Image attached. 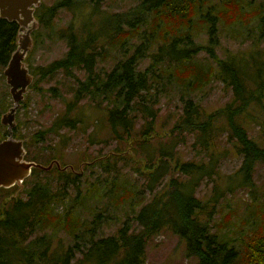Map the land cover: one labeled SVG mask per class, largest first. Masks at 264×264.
Segmentation results:
<instances>
[{
	"label": "trees",
	"instance_id": "16d2710c",
	"mask_svg": "<svg viewBox=\"0 0 264 264\" xmlns=\"http://www.w3.org/2000/svg\"><path fill=\"white\" fill-rule=\"evenodd\" d=\"M104 2L42 0L35 9L33 43L39 29L48 28L66 41L67 49L60 58L35 67L27 61L28 52L29 88L42 89L41 80L57 71L76 82L50 126L26 136L18 118L12 136L24 141L25 159L38 162L45 146L33 144L45 141L48 133L76 128L81 119L74 109L86 100L99 108L106 102L109 140L117 145L95 157H80L66 170L33 168L22 189L0 188L5 192L0 198V264H146L148 243L164 231L185 243L196 264H264V221L248 231L239 249L232 228L221 222L224 216L214 218L221 192L214 187L216 196L196 195L203 180L219 176L216 152L223 133L227 146L221 150L242 158L234 174L237 185L254 187L255 165L264 164V145L242 124L243 117L256 119L254 113L264 112V0H137L119 12L105 11ZM86 7L89 12L82 11ZM61 10L72 16L58 28L54 22ZM77 13L86 27L81 33L73 27ZM18 28L16 21L0 17L1 72L16 49ZM224 32L241 36L249 47L220 57L217 47ZM202 52L205 57L199 60ZM106 56L113 63L103 72L98 63L106 62ZM74 69L84 76L73 74ZM211 81L222 82L232 98L207 111L196 97ZM164 92L178 93L182 107L159 125L160 107L154 105ZM11 105L1 95L0 116ZM258 122L264 126V120ZM183 133L193 137V147L201 146L198 158L185 160L175 150L186 143ZM8 134L0 123V141ZM46 147L57 153L46 162L56 159L66 166L60 162L62 151ZM126 166L135 177L122 172ZM54 179L59 183L53 184ZM61 231L70 243L51 250L54 240L62 245Z\"/></svg>",
	"mask_w": 264,
	"mask_h": 264
},
{
	"label": "rangeland",
	"instance_id": "374dc122",
	"mask_svg": "<svg viewBox=\"0 0 264 264\" xmlns=\"http://www.w3.org/2000/svg\"><path fill=\"white\" fill-rule=\"evenodd\" d=\"M43 1L50 4L53 0ZM137 3V0H105L103 9L107 12H119L134 7ZM89 10L90 8L86 7L82 11L89 12ZM71 16L72 13L61 10L58 17L55 19V27H65L69 23ZM73 27L78 33L86 29L85 23L82 21V16L79 13L73 15ZM135 38L132 39L133 42L137 41ZM242 41L243 38L241 36L234 37L230 32H224L220 37V45L217 47V54L220 57H224L228 52L241 49L246 50L249 47V43H242ZM262 45L264 47V42ZM66 49L67 45L64 39L49 31L48 28H42L36 33V41L34 40V43H32L27 61L33 67L43 66L63 56ZM204 57L205 54L202 52L199 55V60H203ZM104 61L106 62L100 61L98 63V66L102 67L100 71L108 69L113 63L110 56H106ZM146 64L147 60H144L141 64V68ZM2 73L3 72L0 71V96H5L9 103H12L9 95V86L5 82V77H2ZM73 74L80 78L84 76L83 71H77L75 69ZM75 82L76 80L73 77L66 76L64 71H57L52 77L46 76L41 80L40 86L43 90L27 88V92L25 93L27 97L23 106L20 105L15 118V120L19 118L21 122L19 128L26 136H29L30 133L40 128L50 126L57 115L62 113L65 106L64 100L71 97L70 89ZM202 91L203 94H198L196 99L200 100V103L207 111L214 110L224 105L232 98V91L225 88L224 84L220 81H211ZM159 95H161L159 97V102L156 103L154 107H160L158 116V124L160 125L165 118L174 115L177 109L178 112H180L182 104L178 98V93L168 94L164 92ZM105 104L106 102H102L100 104V108L102 109H100L97 107L95 101H81L74 109L75 113L73 112L81 119V122L76 128L60 129L58 132L59 134L48 133L46 134L47 137L45 141L33 144L39 145V147L45 146L44 150L39 153L40 160H38V162L46 165L50 162H46V158L50 157L51 154H57L46 146L56 147L57 152L62 151L63 154L60 162L66 165L77 164V159L80 160V157L82 158L87 154L95 157L96 154H104L113 149L117 145V142L116 140H109L110 131L106 122V111L103 109ZM250 110L253 109L250 108ZM254 114L256 119L243 117L242 124L247 128L250 136L256 138L264 145V126L261 127L258 122V119L264 120V112H257ZM218 118L224 119L223 116ZM174 120L175 118L171 119L166 126L170 127ZM221 121L222 120H219L218 124H220ZM225 135L226 133H223L219 137L217 143V170L219 176L213 180H203L196 190V195L207 198L216 196L214 187L221 192V195L218 197L217 206L219 213H216L214 218H222L224 216L221 222L224 225H230L229 227L233 230L232 237L235 238V245L240 249L248 239V231L256 229L255 227L264 221V164L256 163L255 165L252 175L254 187L253 185H237L236 176L234 174L241 165L242 158L232 154L231 151L225 152L221 150L225 149L227 146V143L224 142ZM181 137L186 139V143L176 147L175 150H178L179 155H182L185 160L198 158L196 149H200L201 146L197 145L193 147V137L190 135L183 133ZM60 138L61 140H59ZM64 139L68 140L66 146L63 147L62 144H64ZM91 139L94 141L93 143L90 141ZM33 145L30 147V150H33L31 152L32 154L35 150ZM147 150L149 152V149ZM157 154V151L154 150L153 158H155ZM121 162L122 161H119L118 165H120ZM99 170L100 169L97 168L98 172ZM122 172L128 173L131 177H135L134 172L130 170L129 166L122 168ZM230 175L233 176L229 177ZM87 179L89 181L94 180L91 176H88ZM54 183L59 182L57 179H54L53 184ZM84 184L88 183L84 181L83 185ZM4 195L5 192H0V198ZM261 227H264V225H261ZM58 237L62 240V245L54 240L50 246L51 250H61L71 241V238L63 231L58 233ZM71 262H73V260ZM146 264H196V260L193 257L187 256L184 242H181L175 234L164 231L152 237L148 243L146 248ZM240 264H242L241 260Z\"/></svg>",
	"mask_w": 264,
	"mask_h": 264
},
{
	"label": "water",
	"instance_id": "95a60500",
	"mask_svg": "<svg viewBox=\"0 0 264 264\" xmlns=\"http://www.w3.org/2000/svg\"><path fill=\"white\" fill-rule=\"evenodd\" d=\"M41 3L42 0H0V17L8 21L14 20L19 25L16 49L3 69L12 105L0 116V123L7 127L9 133L0 141V188L17 185L22 189L24 179L31 174L33 168L44 171L50 170L54 165L60 170L72 168L70 165L61 167L56 159L46 165L25 159L24 141L12 136L17 109L33 81L25 58L32 48L31 32L38 27L34 12Z\"/></svg>",
	"mask_w": 264,
	"mask_h": 264
}]
</instances>
